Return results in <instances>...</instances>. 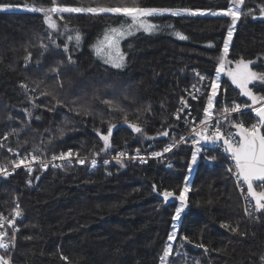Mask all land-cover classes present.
I'll return each mask as SVG.
<instances>
[{"label":"trees","instance_id":"trees-1","mask_svg":"<svg viewBox=\"0 0 264 264\" xmlns=\"http://www.w3.org/2000/svg\"><path fill=\"white\" fill-rule=\"evenodd\" d=\"M132 2L56 0L58 5L68 7H114ZM136 3L145 8L226 10L230 0ZM0 4L13 6L0 10V142L6 145L0 148V164L5 166L14 159L9 147L22 153L39 148L42 151L35 154L50 158L70 149L83 156L106 155L120 149L145 150L151 145L161 148L174 143V139L178 141L185 133L174 117L179 99L192 86L196 70L207 74L209 83L215 79L231 25L230 17L152 16L149 20L158 32H141L126 40V63L117 69L103 65L93 45L109 27L124 22L121 16L63 13L64 20L53 17L60 25L54 31L44 22L42 13L24 10L51 6L52 0H0ZM261 4L264 0H245L241 7L244 14L235 25L213 114L234 102L251 105L227 72L235 69L234 61L240 58L255 61L253 70L264 71V21L254 19L261 15ZM250 10H255L253 15H247ZM75 32L82 37L79 48L67 40ZM176 32L187 39H179ZM65 45L69 53L63 51ZM29 54L30 61L25 59ZM69 54L75 64H68ZM56 67H60L58 78L51 71ZM22 83L35 91L25 92L20 87ZM249 88L264 95V82L254 81ZM45 90L52 92L55 99L41 95ZM208 94L207 87L195 103L199 118L203 117ZM33 97H39L36 104L41 107L33 105ZM57 99L64 106L48 110ZM106 99L124 111L101 102ZM70 108L82 113L87 109L91 114L77 115ZM125 114L146 135L132 131L123 122ZM243 118L246 123L255 120L252 114ZM109 121L116 127L112 147L103 152V141L94 129L106 133ZM12 131L16 135L3 141V136ZM162 131L169 135H159ZM193 153L189 147H178L168 163L122 162L123 166L86 165L32 174L18 171L0 185V214L9 213L14 202H19L25 213L13 263L159 264L167 237L173 231L175 210L180 206L174 197L165 202L161 193L169 190L179 195L187 180L191 188L186 194L188 209L181 213L173 244L174 252L181 255L169 257V264H260L264 254V213L254 211L251 218L245 216L235 183L221 165L209 166L197 157L189 181ZM210 157L226 159L224 153L215 151ZM225 223L238 226L239 231L233 233L222 227ZM182 236L191 243L182 241ZM201 243L207 252L196 247ZM61 256L68 257V261Z\"/></svg>","mask_w":264,"mask_h":264},{"label":"snow or ice","instance_id":"snow-or-ice-1","mask_svg":"<svg viewBox=\"0 0 264 264\" xmlns=\"http://www.w3.org/2000/svg\"><path fill=\"white\" fill-rule=\"evenodd\" d=\"M245 4V0H230L229 6L226 10L216 11L210 10L207 11H191L188 9L184 10H173V9H166V8H145L140 7L136 0H133L132 4L122 3L121 5L117 6H89V7H68V6H61L56 3V0H52L51 6L48 7H31L29 10L33 12H39L43 14L44 22L47 24L49 29L57 31L59 29V25L57 20L53 17H58L59 20H64L63 13H88L92 15H100L104 13H111V14H120L125 17L130 18V23L126 26L121 25L119 27H111L105 33L104 38L98 44L93 45L94 50L98 57L103 59L104 63L110 64L114 68H122L124 66L125 56L124 53L120 49V41L127 36L134 34L136 31L143 29L145 32H149L154 30L157 26L151 23H148L144 20V17L152 16L154 14H163V13H170L173 16L181 15V12H189L191 15H206L210 14L212 16H225L230 17L231 25L227 30V38L224 40L223 43V55L220 57L219 68L217 72L219 73L225 68L227 54L229 52V42L233 37V32L235 29V25L237 21L241 18L244 14L241 11V7ZM13 7L9 4H0V10H4L7 8ZM255 10H250L247 15H253ZM259 12L262 16H264V4L259 6ZM255 18V17H254ZM65 30L68 31L67 25H65ZM175 35L181 39H187L186 36L183 34L176 32ZM67 40L69 43L74 41L75 47L79 48L81 45L82 37L78 32L74 34H69L67 36ZM211 46V45H209ZM42 48H47L46 45L41 44ZM63 51L65 53H69V47L67 45L64 46ZM26 60L31 59V56L25 57ZM68 64H75V61L72 59L71 54L67 57ZM227 63H233V61H227ZM236 67L235 69H229L227 75L230 77L232 84H234L237 88L240 89V94L248 97L251 101V105L245 103L241 104H234L231 107L223 106L220 112V119L228 120L230 125L236 128L238 131L234 134L239 136V140L235 143L233 142V134L225 135L224 132L221 131L220 127L218 126L219 120L217 121L216 125H212L211 121L213 119V110L215 109V97L218 95L221 85H220V77L217 75L216 79L212 80L208 88L210 89V94L207 95V106L203 110V119L200 122L199 127L192 126L195 124V121L189 125L190 133L193 137H198V139H194L193 143L199 145L201 141H211L213 143L216 142H223L225 146V151L231 154V158L235 161V176L237 178V185L240 186L241 194L245 195V199L253 204V209L255 212L264 213V95H257L255 94L250 88L249 84L253 83L254 81L264 82V71H256L253 70L251 67L255 61L253 60H245L244 58H240L237 61H234ZM51 71L56 74L57 78L59 77L60 67H56L51 69ZM199 79L201 81L205 80V77L197 73ZM60 87H63V82L57 80ZM42 83V82H41ZM25 92L35 91V88L30 89L27 83H22L20 85ZM39 87V84L36 85ZM195 87V86H194ZM196 92H200L199 88L195 89ZM204 93L201 92V95ZM43 96H51L55 99V96L52 92L47 90L41 93ZM192 99H197V96L194 93H189ZM32 103L35 107H41L40 104H36V100L39 97H33ZM105 105L109 106L113 110H118L123 112L122 108H119L117 105L114 104L112 100H103L101 101ZM75 104V101L72 102ZM181 104L183 107L177 110L175 113L176 119H180V113L183 112L184 108L188 107L186 100H181ZM57 106H64V102L60 100H56V103L53 105L51 109L54 110ZM251 107L255 113V116L259 119L257 122L252 123L250 126H245L243 122H236L229 120V117L232 113H238L241 111L242 108H249ZM70 110L75 111L77 115H90L91 113L85 109L83 113L78 108H70ZM150 111V109H148ZM190 114V113H189ZM29 118H31V113H28ZM37 120L40 119L39 116L36 117ZM123 122L128 125L132 131L138 134L146 135L144 133L143 128L133 122H129L127 114L123 116ZM108 128L106 133H101L99 129H94L99 139L103 141V146L100 151L107 152L111 147V137L113 134V129L116 127L114 123L111 121L108 122ZM210 128H214V131H210ZM162 136H168V131H162L158 133ZM16 135L15 131L9 132L3 136V141L9 140L10 136ZM148 139H153V137H148ZM174 139V138H173ZM50 142V141H49ZM185 142V138L181 137L179 141H175L173 144H169L163 149V152H154L152 155L154 157L162 156L164 152H170L172 148L176 145V143H183ZM6 147L3 142H0V148ZM9 152H12L18 158L15 160H10L9 164L12 167V170L19 169L22 166L29 172L32 173L34 171L33 164H39L40 169L47 170L48 165L51 164L53 168H62L65 165L63 163H56V161H67L71 163L72 159L75 158V161L80 165H84L88 162L89 158L87 156L81 157L79 153H73L72 151H68L67 153H60L59 155H53L51 160L45 162L40 155L35 154L37 151H42V149H34L32 153L20 157V154L16 152L12 148L7 149ZM201 149L197 148V152ZM137 156L131 157L132 159H140L141 162H145L144 157L139 156L140 149H135ZM98 155V153H96ZM127 157V153L121 151L116 156L113 157L117 163L123 162V159ZM215 159V157H213ZM196 162V153L192 155V163ZM104 163H108L107 160ZM91 167L95 168L97 166V160L95 158L91 159L90 161ZM123 166V164H122ZM171 167V165H169ZM12 170L6 167L3 164H0V175H11ZM191 172V168L188 169ZM229 172H232L233 169L229 168ZM39 179V177H37ZM31 183V181H29ZM246 186V188L244 187ZM191 191L190 186L187 183V180L184 182V186L180 191L179 195H175L174 192L169 190H164L161 195L163 196V200L167 202L170 198H175L176 200L180 201V206L176 208L175 215L173 216V220L179 221L181 219V213L187 207V196L186 194ZM254 202V203H253ZM252 210L248 208L247 205L244 207L245 215L252 217ZM22 215V211L18 204L11 210L10 216L12 217L9 219L5 217L3 214H0V250H4L7 252L10 247L14 246L15 240V221L16 218ZM5 224L8 226L13 227V235L7 241L5 237L8 236L7 230H5ZM222 227L226 229H230L233 233H237L239 231L238 226H231L227 223L222 224ZM173 231L171 234L168 235L167 241L168 243L165 244L162 254L159 256V264H169V257H173L175 255H181L179 252H174L173 244L177 241V225H172ZM182 241H187L191 243V240L187 236H182L180 238ZM180 248H183V243H180ZM196 247L203 248L205 252L208 251V248L204 244H197ZM61 259L68 261V257L61 256ZM0 264H11V260L6 255H0ZM194 264H199V261H195ZM260 264H264V254L260 256Z\"/></svg>","mask_w":264,"mask_h":264},{"label":"built area","instance_id":"built-area-1","mask_svg":"<svg viewBox=\"0 0 264 264\" xmlns=\"http://www.w3.org/2000/svg\"><path fill=\"white\" fill-rule=\"evenodd\" d=\"M197 73H199L200 75L204 76L205 80L201 81L199 79V76H197ZM208 85H209V78H208L207 74L202 73L200 70H196L195 73H194V81H193L192 86L189 89L185 90V93L179 99L178 107L176 109V112H177L178 109L183 107L182 104H181V100L182 99L187 101L188 107L184 108L183 112L180 113V119L178 120L181 123L183 129H185V133L181 136V137L185 138V142L176 143V145L172 148V150L170 152H164L162 156L154 157L152 155V153H154V152H163V149L166 146H168L169 144H173V143L165 144L161 148H156L154 145H151V146L147 147L145 150H140L139 156L144 157V160H145V162H141L140 159H138V158L137 159H132L131 158V157H136L137 156V153H136L135 149H120V150H117L115 152H111V153L106 154V155H90V156H87L89 158V160L84 165H80L79 163H77L75 161V158L72 159L71 163H69L67 161H63V162L62 161H56V163H63L65 166L62 167V168H53L51 166V164H49L46 171H49V170H52V169L63 170V169L68 168V167L86 166V165H89L90 168H92L91 164H90V161L93 158H95L97 160V166H100V165L101 166H106V165H109V164H112V163H117V161L114 160L113 157L116 156L121 151L127 153V157L123 159V162L135 163V164H138V165H144V164H148V163L154 162V161L161 162V163H168L169 160H170V157H171L172 153L175 151V149H177L178 147H189V148L192 149V151L194 153H196V156L198 158L203 160L209 166H212V165H215V164L223 166L226 169V171L228 172V174L230 175V177L232 178V180L234 181V183H235V186L237 188V192H238V194H239V196L241 198V201H242L243 212H244L245 205H247L248 208L250 210H252L253 209V204L249 203L245 199L246 192L244 194H241L240 186L237 185V178L235 176V161L231 158V156H229L227 154V152L225 151V146H223L220 143H206L205 141H201V143L199 145H197V144L193 143V140L194 139H198V137H193L192 135H189V133H190L189 125L192 124L193 121H195V124H193L192 126L199 127L200 122L203 119V117L202 118L198 117L197 112L195 111V109H196L195 108V103H197L204 96ZM196 88H199L200 92H196L195 91ZM201 92L204 93V94L201 95ZM189 93H194L197 96V99H192V97H191V95H189ZM234 104H240V103L234 102L232 105H234ZM245 114H252L253 115L255 120L252 123L257 122V120L259 119L258 117L255 116V113L252 110V108L249 107V108H242L241 111L238 112V113H232L231 116L229 117V120L236 121V122H243V124L246 127L250 126L252 123H246L244 118H243V116ZM174 117L176 119L175 114H174ZM218 120H219L218 126L220 127L221 131L224 132L225 135L233 134V142L234 143L236 141H238L239 140L238 136L234 135L237 132V129L232 127L228 120L220 119V113L213 114V119L211 121V124L212 125H216ZM214 130H215L214 128H210V131H214ZM197 148H200L201 150L199 152H197ZM68 151H72L73 153H78V152H76V151H74L72 149L67 150L65 152H62V153H67ZM214 151L215 152H219V153L220 152L224 153L226 155V159L223 160V161H219V160L211 158L210 157V153H212ZM16 152H18L20 154V157H23L25 155H28L29 153H32L33 151H28V152H25V153H22L20 151H16ZM80 156L84 157L83 155H80ZM17 158L18 157L16 155H14V159L13 160H15ZM41 158L45 162L51 160V157L50 158L41 157ZM105 160H107L108 163H104ZM32 166H33V169H34V171L32 173H35V172H46L45 170L40 169L39 164H33ZM6 167H8L10 170H12L11 165L10 166H6ZM229 168H232L233 171L229 172L228 171ZM18 171H24V172H26L28 174H32V173H29L22 166L19 169L12 170V174L11 175H7V176L0 175V185L4 181H6V180L10 179L12 176H14ZM106 174H109V172L106 171ZM16 204L19 205V207H20V209L22 211V215L20 217L16 218V221H15V226L14 227H15V229H18V231H15V233H14L15 234V240L13 242L14 246L10 247V249L7 252H5L4 250H0V255H6L7 257H9L10 260H11V264H14L13 263V257L15 255L16 251H17L18 239H19V235H20V232H21L22 223H23L24 218H25V213H24V209H23L22 205L19 202H14V204L12 205L9 213H1L5 217H8L9 219H11L12 217L10 216V213H11V210L16 206ZM253 212H254V210H252V214H253ZM244 214H245V212H244ZM245 216H247V215H245ZM5 230H7V232H8V236L5 237V240L7 241L13 235L14 229H13V227L8 226L7 224H5Z\"/></svg>","mask_w":264,"mask_h":264},{"label":"rangeland","instance_id":"rangeland-1","mask_svg":"<svg viewBox=\"0 0 264 264\" xmlns=\"http://www.w3.org/2000/svg\"><path fill=\"white\" fill-rule=\"evenodd\" d=\"M30 8H26V9H24V10H26V11H30L29 10ZM173 10H184V9H173ZM188 10H191V9H188ZM191 11H193V12H195V11H198V10H191ZM199 11H207V12H210V10H199ZM216 11H221V10H216ZM104 14H111V13H104ZM163 14H170V13H163ZM113 15H117V16H121L122 17V19H124V22H122L120 25H116V26H112V27H119V26H121V25H127L128 23H130V18H128V17H125V16H123V15H120V14H113ZM155 15H162V14H154V15H152V16H155ZM152 16H148V17H144L143 19L144 20H146L148 23H151V24H153L152 22H150V18L152 17ZM178 16H189V17H199V16H202V17H215V16H212V15H210V14H206V15H199V14H197V15H191V14H189V12H184V11H182L181 12V15H178ZM218 17H225V16H218ZM58 25H59V23H58ZM60 26V25H59ZM109 28H111V27H109ZM108 28V29H109ZM108 29L105 31V33L108 31ZM141 32H144V33H148V34H156L157 32H158V28H155L154 30H152V31H149V32H145L143 29H141V30H139V31H136L134 34H132V35H130V36H127L126 38H124V39H122L121 41H120V49H121V51L124 53V50H123V43L126 41V40H128V39H130L131 37H133V36H135V35H137L138 33H141ZM105 33L102 35V37L95 43V45L96 44H98L100 41H102L103 40V38H104V35H105ZM233 35H234V33H233ZM233 38V37H232ZM231 42H232V39H231V41L229 42V49H230V46H231ZM93 51H94V54H95V56H96V58L103 64V65H105V66H108V67H112L110 64H106V63H104V61H103V59H101L100 57H98L97 56V54H96V52H95V50H94V47H93ZM124 56H125V61H124V64L126 63V54L124 53ZM114 68V67H113ZM224 69L222 70V71H220V73H218L217 75H219V77H220V81H221V79H222V77L224 76ZM217 77V76H216ZM216 77H215V79H216ZM217 97V96H216ZM216 97H215V101L214 102H216ZM196 162H197V156H196ZM196 162L195 163H192V165H191V172H189V177H188V180L190 181V179H191V177H192V174H193V171H194V169H195V167H196ZM175 224L177 225V230H178V224H179V221H176L175 220ZM176 230V231H177Z\"/></svg>","mask_w":264,"mask_h":264},{"label":"water","instance_id":"water-1","mask_svg":"<svg viewBox=\"0 0 264 264\" xmlns=\"http://www.w3.org/2000/svg\"><path fill=\"white\" fill-rule=\"evenodd\" d=\"M254 19H256V20H261V21H264V16H262V15H260V16H256ZM247 99H248V97H246ZM249 100V99H248ZM238 131V130H237ZM238 138H239V136H238ZM208 143H213V142H211V141H207ZM216 143H220V144H222L223 145V142L222 141H220V142H216ZM224 146V145H223ZM227 154L229 155V156H231V154L229 153V152H227ZM246 187V186H245ZM180 202V201H179ZM188 209V205H187V207H186V210Z\"/></svg>","mask_w":264,"mask_h":264}]
</instances>
